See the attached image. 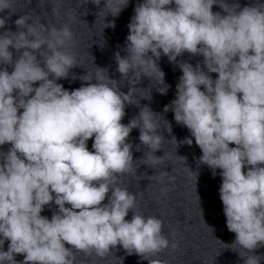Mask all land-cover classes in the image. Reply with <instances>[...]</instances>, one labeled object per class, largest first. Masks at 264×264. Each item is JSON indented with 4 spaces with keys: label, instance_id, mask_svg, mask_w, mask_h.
<instances>
[{
    "label": "clouds",
    "instance_id": "obj_1",
    "mask_svg": "<svg viewBox=\"0 0 264 264\" xmlns=\"http://www.w3.org/2000/svg\"><path fill=\"white\" fill-rule=\"evenodd\" d=\"M91 3L99 7L101 0ZM128 5L129 0H104V20L118 17ZM213 5L222 12H213ZM6 10L0 29L14 13L13 0H0V13ZM52 12L59 14L55 0ZM14 23L16 31L0 32V65L12 66L11 72L0 70V146L10 145L0 151V264H76L75 252L103 259L117 245L148 264H165L154 257L178 244L163 234L160 218L134 211L136 194L120 186L119 176L137 174L128 142L133 129L140 133L136 151L147 148L142 164L155 169L163 163L165 154L155 155L165 140L163 115L137 105L134 94L142 77L167 94L170 85L158 61L163 55L177 62L184 53L203 60L195 66L178 62L176 96L163 111H172L190 136L178 141L163 116L164 130L176 148L191 146L194 138L202 153L198 164L213 177L220 170L226 227L235 234L231 244L221 241L225 249L238 246L243 264L264 260L255 253L264 246V2L244 7L227 0L137 3L127 26L126 54H114L120 78H129L127 93L99 67L94 78L80 76L81 87L66 90L57 81L79 66L75 54L66 51L75 43L68 24L45 25L28 13ZM109 27L115 28L114 20L105 22ZM10 49L20 55L14 59ZM151 98L150 92L144 99ZM127 105L140 110L124 124ZM178 157L186 164V157ZM151 177L172 179L166 171ZM168 191L162 187L161 196ZM52 203L57 210L49 219L41 213Z\"/></svg>",
    "mask_w": 264,
    "mask_h": 264
}]
</instances>
